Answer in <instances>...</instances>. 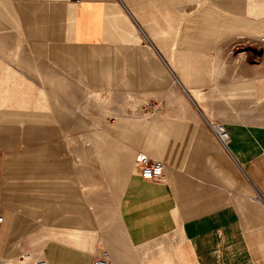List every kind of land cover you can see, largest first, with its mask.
<instances>
[{"label": "crops", "instance_id": "obj_1", "mask_svg": "<svg viewBox=\"0 0 264 264\" xmlns=\"http://www.w3.org/2000/svg\"><path fill=\"white\" fill-rule=\"evenodd\" d=\"M197 1L179 31L174 8L190 0H0L17 29L0 31V246L28 244L35 225L47 264H93L104 250L111 264H264V17L248 14L251 0ZM140 24L167 67L136 44ZM242 38L249 54L216 82L211 54ZM141 64L164 104L94 118L97 183L61 138L76 130V87L139 89ZM207 119L226 125L228 149ZM140 152L165 163L162 181L135 169Z\"/></svg>", "mask_w": 264, "mask_h": 264}, {"label": "rangeland", "instance_id": "obj_2", "mask_svg": "<svg viewBox=\"0 0 264 264\" xmlns=\"http://www.w3.org/2000/svg\"><path fill=\"white\" fill-rule=\"evenodd\" d=\"M202 5L200 1L190 0V2L180 4L178 7L174 8V10H177L179 13V24H177L179 31H182L187 25L188 22H185V20H189L192 16H195ZM227 8L225 7L223 9L228 11ZM225 11L222 13L225 14ZM219 13L221 14V11H219ZM248 14L255 17H264V0H251L248 6ZM176 17L175 12V18ZM13 26L11 23L1 22L0 19V31H16L17 29ZM135 27L136 37H138L139 40L136 41V44H140L142 47L149 50L152 56H156L160 59V62L164 66H166L164 60L167 64H170L171 59L169 56L165 55L166 53L161 46H159L157 37H155L145 25L140 24V26ZM174 31H176V29ZM252 45L253 43L249 42L248 39L242 38L238 39L236 43H233L231 47H218L210 56L211 74L215 81L217 82L221 75L225 73L224 69H226L229 64H236L239 57L248 55L247 48ZM172 47L180 50L181 44L173 41ZM151 61L152 60H149L147 62L150 66L149 68H151V66L154 67V62ZM144 62L146 61L144 60ZM141 65L142 70L136 72L135 75V80L140 82L139 89L124 88V92L109 91V93L101 94L95 93L79 83L76 87V130L75 132L64 133L61 138L66 144L77 145L80 148V156L81 160H83V165L87 166L86 169H89L87 171L90 172L93 180L97 183H99V177L89 147L92 142V137L89 135L91 125H93L94 129L98 126L94 118L104 114L113 117L122 111L132 115H151L161 111V106L164 104V85L154 84L153 76L149 72V69H144V64ZM169 72L174 79L175 75H173L170 70ZM174 83L178 84L176 78L174 79ZM148 87L153 89H148ZM54 107L55 105L52 106L51 110L53 112L55 111ZM91 116L93 120H89ZM100 201H102L106 211L110 213V221L115 225V230L119 237H122V230L117 215L113 209H111L105 195H102ZM32 228L34 231L32 230L29 232L30 237L28 244H21V238L18 236L17 239H12L6 247L0 246V264H35V260L42 259L40 257V248L45 243L47 236L43 235L37 237L39 234L38 231H35L37 227L34 225ZM26 254L32 255L31 260L30 258L26 259L24 257Z\"/></svg>", "mask_w": 264, "mask_h": 264}, {"label": "built area", "instance_id": "obj_3", "mask_svg": "<svg viewBox=\"0 0 264 264\" xmlns=\"http://www.w3.org/2000/svg\"><path fill=\"white\" fill-rule=\"evenodd\" d=\"M213 135L225 149H228L230 141V133L226 125L222 122H213L206 120ZM135 169L145 178L154 181H162L164 178L165 163L159 159H153L148 155L140 152L137 155ZM4 215L0 211V225L4 222ZM112 255L109 250H104L101 256L95 257L93 264H111ZM40 264H47L46 260L42 259Z\"/></svg>", "mask_w": 264, "mask_h": 264}, {"label": "bare ground", "instance_id": "obj_4", "mask_svg": "<svg viewBox=\"0 0 264 264\" xmlns=\"http://www.w3.org/2000/svg\"><path fill=\"white\" fill-rule=\"evenodd\" d=\"M263 9V8H262ZM261 9V10H262ZM24 257L26 258V259H29L30 258V260H31V257H32V255L31 254H26V255H24ZM42 260V259H41ZM41 260H35V264H40V261ZM28 261V260H27Z\"/></svg>", "mask_w": 264, "mask_h": 264}]
</instances>
